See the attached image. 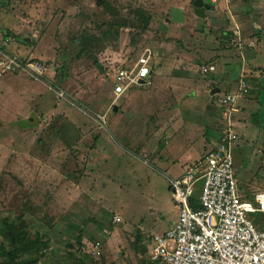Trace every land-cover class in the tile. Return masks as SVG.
<instances>
[{
  "label": "rangeland",
  "instance_id": "1",
  "mask_svg": "<svg viewBox=\"0 0 264 264\" xmlns=\"http://www.w3.org/2000/svg\"><path fill=\"white\" fill-rule=\"evenodd\" d=\"M97 1L12 0L0 13V45L2 33L12 31L36 42L33 47L31 40L20 45V56L42 64L51 60L58 66L54 71L46 67L45 81L0 68V221L13 220L22 209L29 236L37 234L45 240L48 248L30 264H128L130 259L134 263V243L145 240L146 245L177 222L168 175H178L181 166L186 168L210 149L215 141L212 134L221 125L217 108L223 94L212 96L210 91L231 87L213 80L212 73L204 75L206 66L213 61L216 76L226 72L223 83L238 70V60L264 70L262 47L261 52H250L252 46L243 39L240 45L232 41L231 48H220L226 42L220 40V30L238 34V24H229L228 8L220 13L227 22L223 26L214 18H197L193 0H120L123 16L143 8L150 31L133 39L129 28L120 31L117 40L107 35L100 72L86 57H77L78 47L70 40L84 24L81 14L97 22L109 17ZM259 2L245 5L254 11ZM170 5L182 7L183 12L168 10ZM258 22L264 27V19ZM7 44L11 51L18 48L11 37ZM147 47L153 57L150 69H156L149 77L151 84L133 86L109 109L116 81L102 69L107 64L104 59L137 48L131 66ZM61 67L66 71L63 76ZM58 90L62 98L54 93ZM260 94L262 104L264 94ZM99 115L106 117L105 130L95 123ZM238 115H233V125ZM249 118L245 115L246 122ZM206 129L211 134L206 135ZM250 130L246 140L237 138L231 148L233 172L248 191L254 184L264 187L260 143L264 136L252 126ZM94 135L99 138L89 149ZM202 184L199 179L193 185L194 201ZM248 199L257 205L252 194Z\"/></svg>",
  "mask_w": 264,
  "mask_h": 264
},
{
  "label": "built area",
  "instance_id": "2",
  "mask_svg": "<svg viewBox=\"0 0 264 264\" xmlns=\"http://www.w3.org/2000/svg\"><path fill=\"white\" fill-rule=\"evenodd\" d=\"M1 5L0 2V8ZM151 57V50L145 48L130 69L119 64L112 67L116 84L111 106L132 85L148 84ZM0 68L2 72L18 68L16 58L3 56ZM212 70L206 67L204 73ZM22 71L30 77L40 78L44 74L40 64H27ZM248 91V86L240 80L235 92L219 98L222 120L221 127L212 134L213 146L180 176L168 177L177 222L165 233L150 238L153 259L164 264H264V191L256 189L252 194L257 204L254 205L238 186L232 169L231 148L236 140L232 119L240 111L238 101ZM55 93L63 97L61 91ZM97 122L101 128L105 127V115H99ZM199 179L203 181L202 190L194 201L193 185Z\"/></svg>",
  "mask_w": 264,
  "mask_h": 264
},
{
  "label": "trees",
  "instance_id": "3",
  "mask_svg": "<svg viewBox=\"0 0 264 264\" xmlns=\"http://www.w3.org/2000/svg\"><path fill=\"white\" fill-rule=\"evenodd\" d=\"M0 2L2 3L0 8V13H1L2 10L9 7L12 0H0ZM113 2L115 3L113 4ZM119 2L120 0H115V1L101 0L96 2V4H98L99 7H101V11L109 16L107 17V19L101 22L93 21L91 17H89V15L87 14L80 15L82 19H85L84 24L81 26V29L79 31H76L72 35L70 39L73 41V44L78 47V52H77L78 58L86 57L87 59L85 60L88 62V64L91 63L93 66L96 67V65L100 62L101 57H103L104 51L108 48L106 42L108 40L105 39L107 35L114 36L115 39L117 40L120 38L121 35L120 31L129 28L131 39H133L136 36H141L144 33L150 31L149 20L144 14V10L142 7H137L133 10H130L125 16H123V14L121 13L122 8L121 6H119L120 4ZM96 14H95V18H96ZM1 37H2L1 41L3 43L2 45H0V53H1L0 59H2L3 56H7L8 58H16V62L18 64V68L12 70L11 72H23L22 70H25L27 64H40L44 68L43 76L40 78L31 77V79L33 80L41 79L45 81L47 78L46 67H48V69L53 71L57 70L58 66H53L51 60L45 64H42L40 61H37L36 59H32L28 56L19 55V51L21 49L20 45L27 46L29 44L27 40H31L32 47L36 44V42H34L32 39L30 38H28L27 40L22 39L20 35L16 36L12 31L9 30H5V32L2 33ZM10 37L14 41H16L17 44L16 46L18 47V48H14L13 49L14 51H11L6 46L7 42L10 40ZM220 40L222 41L226 40L225 45H223V43L221 44L220 46L221 49H225L227 47L231 48L230 44H234L232 42L233 41L232 33H228L224 35L223 37L220 38ZM127 46L130 47V45ZM136 49L137 48L132 49V51L129 53H125L126 51L120 52V54H118V57H112L110 55L106 56V58L104 59V62L107 63V64L105 63L106 67L105 66L102 67V69L104 68L103 70H105L104 71L105 74L110 78H112L114 81H116L115 73L113 70H111L112 67L114 65L119 64L122 65L123 68L130 69L129 64H131L130 61L132 58H134L137 52ZM152 59L153 57H151L150 62L152 61ZM125 61L127 62L129 61V64L126 63ZM211 62L213 63V61ZM212 63H210L209 65H211ZM63 68L64 67L60 68V72L62 73L64 72L63 74H61L62 76L66 74V71L64 70L65 68L64 69ZM96 70L98 69L96 68ZM209 72L211 71H208L206 73ZM50 85L53 86L52 83H50ZM133 86L135 85H132L130 89L133 88ZM55 92L57 91H54V93ZM222 94H227V93H222ZM217 110L219 111V115H221L220 110L218 108ZM95 123L98 126V128L101 129L99 123L97 121ZM102 130L105 129L102 128ZM98 138H99L98 135L93 136L94 143L90 145L89 149L94 144H96ZM70 151H72V149ZM17 213H18L17 217H15L13 220H10L9 218H4L0 221V238L2 239V242H0V264L34 263L37 260L36 257L41 256L42 251L48 248L47 247L48 245L45 242V240H41L37 234L34 237L29 236L30 226L26 221L25 212L21 209L18 210ZM135 244L136 243H134V245ZM26 257L28 259H26ZM25 259L28 260V262H25Z\"/></svg>",
  "mask_w": 264,
  "mask_h": 264
},
{
  "label": "crops",
  "instance_id": "4",
  "mask_svg": "<svg viewBox=\"0 0 264 264\" xmlns=\"http://www.w3.org/2000/svg\"><path fill=\"white\" fill-rule=\"evenodd\" d=\"M218 1H220V0H218ZM218 1L217 0H209V2L203 1L207 5H211V4L213 5L212 8H209L208 10L205 11V15H206L205 17H207L209 20L214 18L218 22L221 21L223 26H225L226 20L221 17L220 13L223 10H225L226 8H228L229 10L227 12L229 14L228 17L230 19L229 24L230 25L238 24V26L236 25L237 26L236 28L238 29L237 36L235 34H233V32L230 29L227 32L223 31V33L220 30L218 32V36H220V38H221L224 35L228 34V32H231L233 34V42H236L238 45H240L241 44L240 41H242L244 39L245 41L244 40L243 41L246 42V44L248 46H252V47H249L250 52H256V53L261 52L264 49V27L262 26L263 24L261 25L260 22H258V21L264 19V0H260V2H262V4L259 5L254 11L248 10L247 9L248 7L245 5L250 0H225V1L221 0L219 3H218ZM227 3H229V5H231L233 8L231 6L228 7ZM168 10L173 11L175 13H179V14H181L183 12L182 7L178 6V7L174 8L173 5H170ZM244 10H246V11H244ZM249 12H253V14L255 13L254 16L251 15ZM231 14H233L235 16V18ZM218 15H219V18H218ZM210 21H212V20H210ZM176 23H178V22H176ZM226 24H227V22H226ZM260 47H262L263 49ZM162 56H165V55H162ZM238 61H239V68H238V70H236L237 72L235 71V73H233V74L231 73L232 75L229 74L231 77L230 81H227V82L224 81V83H223L222 80L224 79V75L227 73L224 72V74H223L222 72L219 71L220 72L219 76H216L218 69L215 72L214 65L206 66V67H212L213 71H211L209 73H204V75L212 73L211 78L213 80H216L219 82L221 81L220 83H222L223 86H225V87L228 85H230V87H231V89L229 91H225V92L223 90H221V87H213V88H211L212 91H210L211 92L210 95H212V96L217 95V94L222 95V93L235 92L237 85H238L240 80H243L249 88L248 93L238 101V107H239L240 111L238 113L239 115L236 118V121L234 124V128H236V130H234V132L236 134V140H235L236 143L238 142L237 138H239V137L242 138V140H246V137H244V136H245V134L249 135L248 133L251 131L250 126L254 127L257 134L259 133V135L264 136V130H263L264 127L261 128L259 126V124L261 122V117H259V116H261L260 115L261 113H259V112H261V109L263 110L262 104L264 103L263 102L261 104L259 102V97L261 95L260 93L264 94V76H261L260 72H264V70H262V71L256 70L253 66H251L249 64L248 61H245L246 63L243 60H242V62H240V60H238ZM153 72H156V69L154 71L151 69L150 75H152ZM13 73H14V75H17L20 72H13ZM173 78H175V77H173ZM262 80H263V82H262ZM147 81L149 83L148 85H150L151 84L150 78L147 79ZM142 86H146V85H142ZM139 87H141V86H139ZM219 98H220V96H219ZM110 106H109V108H110ZM252 106H255V108L254 109L251 108ZM114 109L115 110H113V111H117V107H114ZM245 115H246V118L250 117L248 119V122L245 121ZM237 128H240V130L237 131ZM258 128L262 129V131H258L257 130ZM252 132H254V131H252ZM205 133H206V135L211 134L210 131L207 129H206ZM250 139H252V142L255 143L254 137H251ZM257 139H258V137H257ZM263 140H264V138H263ZM236 143L234 146L237 145ZM260 143L262 145H264V141H262ZM245 146H247V145H245ZM254 146L255 145H253V147ZM203 155L204 154H202L199 159H201L203 157ZM262 156L263 157L261 160H262V162H264V153L262 154ZM198 160H196V161H198ZM196 161H194V162H196ZM194 162H192V163H194ZM180 168H182V169L178 175L177 174L175 176H169L168 175V177L175 178V177L180 176L182 174L183 170L185 169L184 165L181 166ZM234 176H235V174H234ZM235 178H236V176H235ZM237 182H238V185L241 187L242 191L248 195L253 194L256 189H262L264 191V187L262 186L263 187L262 188L257 184H254L251 191H248V189L245 186H243V184L241 182H239L238 180H237ZM257 187H259V188H257ZM169 193H170V191H169ZM148 245H151L150 238H149V241L146 245H145V240H138V242L132 248L133 249L132 253H135V256L133 255L135 262L133 263L131 259H130V262L133 264H164L163 261L160 259L155 260L152 258V256L149 258V255H148L149 254V247H148ZM145 256H147L148 258H145ZM131 263H128V264H131Z\"/></svg>",
  "mask_w": 264,
  "mask_h": 264
},
{
  "label": "water",
  "instance_id": "5",
  "mask_svg": "<svg viewBox=\"0 0 264 264\" xmlns=\"http://www.w3.org/2000/svg\"><path fill=\"white\" fill-rule=\"evenodd\" d=\"M192 7H193V14L197 18H205V11L208 10L209 8H212L213 5H207L203 2V0H194L192 2ZM97 69L101 71L100 64L96 65ZM218 92V91H217ZM115 110V109H114Z\"/></svg>",
  "mask_w": 264,
  "mask_h": 264
},
{
  "label": "bare ground",
  "instance_id": "6",
  "mask_svg": "<svg viewBox=\"0 0 264 264\" xmlns=\"http://www.w3.org/2000/svg\"><path fill=\"white\" fill-rule=\"evenodd\" d=\"M220 127H221V126H220ZM220 127H219V128H220ZM233 127H234V125H233ZM233 127H232V129H233ZM233 130H234V129H233Z\"/></svg>",
  "mask_w": 264,
  "mask_h": 264
},
{
  "label": "clouds",
  "instance_id": "7",
  "mask_svg": "<svg viewBox=\"0 0 264 264\" xmlns=\"http://www.w3.org/2000/svg\"><path fill=\"white\" fill-rule=\"evenodd\" d=\"M93 254H94V252H93Z\"/></svg>",
  "mask_w": 264,
  "mask_h": 264
}]
</instances>
